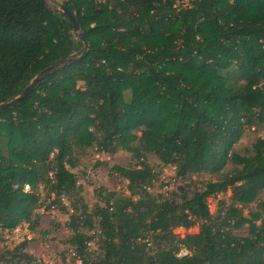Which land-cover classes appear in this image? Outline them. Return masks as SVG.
Listing matches in <instances>:
<instances>
[{
	"label": "trees",
	"instance_id": "trees-1",
	"mask_svg": "<svg viewBox=\"0 0 264 264\" xmlns=\"http://www.w3.org/2000/svg\"><path fill=\"white\" fill-rule=\"evenodd\" d=\"M182 1L64 0L78 14L75 41L68 16L46 0H0V103L67 58L74 43L77 51L88 44L0 110V232L37 226L42 186L47 208L67 212L68 196L69 242L84 264H264V220L256 225L258 215L233 206L213 217L207 203L226 190L247 203L264 189V138L250 154L233 149L246 126L264 124V0ZM93 145L125 150L137 165L111 167L130 196L108 191L88 208L74 199L72 169ZM146 155L180 178L216 174L227 161L234 168L192 196L156 197L147 192L155 174ZM245 223L247 236L233 233ZM195 225L197 234L173 232ZM96 236L101 256L92 260L85 249ZM27 246L24 239L3 251L0 264H44ZM181 249L188 253L178 256Z\"/></svg>",
	"mask_w": 264,
	"mask_h": 264
},
{
	"label": "rangeland",
	"instance_id": "rangeland-1",
	"mask_svg": "<svg viewBox=\"0 0 264 264\" xmlns=\"http://www.w3.org/2000/svg\"><path fill=\"white\" fill-rule=\"evenodd\" d=\"M64 0H46L47 5L51 9L61 10L60 4ZM187 0L179 2V5H186ZM75 41L78 40V31L73 33ZM130 92H125V98L129 99ZM139 135V133H138ZM264 138V124L245 127L239 141L234 145L233 149L240 155H247L253 152V146L258 139ZM78 163L72 172L76 176L77 187L80 189L78 195L74 197H81L88 208H93L95 205H102L101 197L108 191H114L122 196H130L128 191V181L112 172L113 165L119 166H135L137 161L132 160L131 154L125 150L118 149L113 154L100 153L95 145L87 148L84 152L76 154ZM146 162L152 168L155 177L147 192L156 197H176L179 199L180 195L186 194L192 196L193 191L203 188L206 181L218 180L222 175L229 173L234 164L227 161L226 165L216 174L198 173L189 178H180L176 176L174 166L163 165L154 155H146ZM28 189V188H26ZM40 207L36 210L38 216V224L31 229L26 223H22L17 228L10 231L0 232V254L3 251H12L24 239L28 240L26 252L39 259L44 264H73L70 256L71 249L75 250L70 238L73 232L68 228L71 210L70 200L67 197L62 198L63 205L66 206L67 212L61 211L58 207L47 208L50 202L48 193L40 186ZM133 199L137 195L132 196ZM208 210L213 217L223 216L229 206L238 207L241 214L248 218L258 215L254 218V223L260 225L264 220V189L257 192L254 199L247 203H235L231 199V191L226 190L217 193L213 197L207 199ZM199 228L197 225L189 229L182 227L176 228L173 232L178 237H184L189 234H197ZM233 233L245 237L248 235L249 225L243 224L238 229H232ZM88 233V232H87ZM91 233V231H89ZM93 239L91 242L95 243L96 250L89 255L90 259L95 260L101 256L99 242ZM64 258V259H62ZM3 264H15L14 262H6ZM20 264H32L21 261Z\"/></svg>",
	"mask_w": 264,
	"mask_h": 264
},
{
	"label": "water",
	"instance_id": "water-1",
	"mask_svg": "<svg viewBox=\"0 0 264 264\" xmlns=\"http://www.w3.org/2000/svg\"><path fill=\"white\" fill-rule=\"evenodd\" d=\"M60 8L61 10L68 16L69 20L71 21L72 24V29H73V33H76L78 31V35L81 34V26L79 23V19H78V14L77 11L74 9L73 12H70L65 6H64V2L60 4ZM84 45L81 48L80 51L76 50V44L74 43L73 45V53H71L67 58L60 60L48 67H46L45 69H43L41 72H39L37 75H35L30 81L29 83L24 87V89L20 92L19 95L4 101L0 103V110H6L12 106H14L17 103L22 102L31 92V90L33 89V87L39 82L41 81L46 75H48L50 72L59 69L71 62H73L76 59H80L87 51L88 48V44L87 42H83Z\"/></svg>",
	"mask_w": 264,
	"mask_h": 264
},
{
	"label": "built area",
	"instance_id": "built-area-1",
	"mask_svg": "<svg viewBox=\"0 0 264 264\" xmlns=\"http://www.w3.org/2000/svg\"><path fill=\"white\" fill-rule=\"evenodd\" d=\"M26 188H28V187L26 186ZM93 239L97 240L98 237L96 236V237H94ZM93 239H92V240H93ZM92 240H90V241H88V242L86 243V249H85V251H86V253H87L88 255L93 254V253H94V250L97 249V247H95V243L93 244V242H91ZM95 240H94V241H95ZM96 244H98L97 241H96ZM71 250H72V251L70 252V256H71V259H72V261H73V264H84V263H83L82 256H81L80 254H78L77 252H75L73 249H71ZM187 253H188V252H187L185 249H181L180 252H179V254H178V256L186 255Z\"/></svg>",
	"mask_w": 264,
	"mask_h": 264
}]
</instances>
